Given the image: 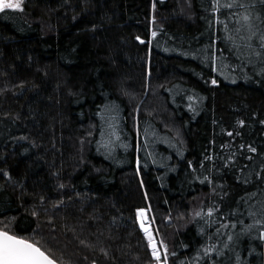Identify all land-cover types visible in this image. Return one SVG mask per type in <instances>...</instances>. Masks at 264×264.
<instances>
[{
    "label": "trees",
    "instance_id": "1",
    "mask_svg": "<svg viewBox=\"0 0 264 264\" xmlns=\"http://www.w3.org/2000/svg\"><path fill=\"white\" fill-rule=\"evenodd\" d=\"M229 3L0 11V229L59 264H160L144 209L167 264H264V0Z\"/></svg>",
    "mask_w": 264,
    "mask_h": 264
},
{
    "label": "snow or ice",
    "instance_id": "2",
    "mask_svg": "<svg viewBox=\"0 0 264 264\" xmlns=\"http://www.w3.org/2000/svg\"><path fill=\"white\" fill-rule=\"evenodd\" d=\"M22 3L23 0H0V11H4L5 9H20ZM216 5L228 8L233 7V4L231 3L220 5V0H216ZM240 6L242 7V5ZM241 19L244 21L245 25L251 28V24L249 23V15H244L241 17ZM153 36H155V33H153ZM212 83L215 84L216 81L213 80ZM251 151L254 152L255 149L253 148ZM207 214L211 216L212 210H209ZM195 215L200 216L201 213L196 212ZM137 217L140 221V227L147 237L148 246L152 250V256L157 261H161L162 253L160 248L157 246L151 226L147 223L148 216L145 210L139 209L137 211ZM223 227H227V225H223ZM261 238L264 239V232L261 233ZM229 240H231V236H229ZM160 243L163 244V241ZM214 250V246L206 248L205 255H209ZM168 255L169 253L165 246L163 251V264H167ZM0 264H58V262L51 256V254L45 250H42L40 246H37L36 243L22 239L16 235H12L7 230L0 229Z\"/></svg>",
    "mask_w": 264,
    "mask_h": 264
},
{
    "label": "rangeland",
    "instance_id": "3",
    "mask_svg": "<svg viewBox=\"0 0 264 264\" xmlns=\"http://www.w3.org/2000/svg\"><path fill=\"white\" fill-rule=\"evenodd\" d=\"M112 120H115L114 118ZM115 133V132H113ZM105 139L102 140V144L101 145V148H103V150H106V152H118L121 148H122V143L119 142V138H118V135L116 133V140H110L109 137H107V135H105ZM154 137V136H153ZM154 144H163L162 141L160 140V137L159 136H156V138L154 137ZM155 148L157 149V145H155ZM159 148V146H158ZM111 153V154H112ZM112 155H115V154H112ZM148 224H150L151 226V223L150 221H148ZM151 230H152V233H153V236L158 244V242L160 243L159 239L157 238L156 234L154 233L152 227H151ZM162 246V255H163V251H164V244H160ZM158 247H159V244H158ZM161 255V256H162ZM167 263H168V260H167ZM160 264H163V261L160 262Z\"/></svg>",
    "mask_w": 264,
    "mask_h": 264
},
{
    "label": "water",
    "instance_id": "4",
    "mask_svg": "<svg viewBox=\"0 0 264 264\" xmlns=\"http://www.w3.org/2000/svg\"><path fill=\"white\" fill-rule=\"evenodd\" d=\"M145 212H146V214H147V216H148V213H147V211L145 210ZM148 221H149V216H148ZM148 221H147V223H148ZM139 225H140V221H139ZM157 246H158V244H157ZM59 264V263H58Z\"/></svg>",
    "mask_w": 264,
    "mask_h": 264
}]
</instances>
